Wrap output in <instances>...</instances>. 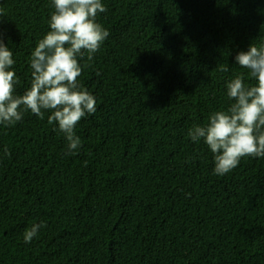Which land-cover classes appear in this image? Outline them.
Here are the masks:
<instances>
[{
	"label": "trees",
	"instance_id": "1",
	"mask_svg": "<svg viewBox=\"0 0 264 264\" xmlns=\"http://www.w3.org/2000/svg\"><path fill=\"white\" fill-rule=\"evenodd\" d=\"M102 3L110 34L79 60L96 111L75 127L78 152L50 113L0 125V264H264V158L218 176L208 147L187 136L231 103L226 81L247 71L235 56L264 40V0ZM0 9L22 94L52 0Z\"/></svg>",
	"mask_w": 264,
	"mask_h": 264
},
{
	"label": "clouds",
	"instance_id": "2",
	"mask_svg": "<svg viewBox=\"0 0 264 264\" xmlns=\"http://www.w3.org/2000/svg\"><path fill=\"white\" fill-rule=\"evenodd\" d=\"M54 11L47 21L49 31L37 42L29 57L30 85L17 94L20 83L13 68L11 49L0 33V125L14 126L26 112L63 133L68 154H76L81 139L75 127L96 111V99L79 83L83 67L79 62L94 54L109 36L97 21L108 11L102 0H52ZM0 16L3 10L0 9ZM235 62L246 72H237L226 81V109L211 112L203 125L195 124L187 136L203 143L213 154V173L223 176L236 168L244 157L264 158V40L240 51ZM221 72H228L220 65ZM250 81H255L251 83ZM6 155H10L4 149ZM45 223H33L24 230L25 243L37 237Z\"/></svg>",
	"mask_w": 264,
	"mask_h": 264
}]
</instances>
